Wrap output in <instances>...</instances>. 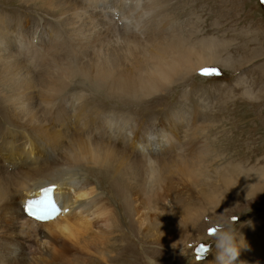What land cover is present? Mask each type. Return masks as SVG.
Returning a JSON list of instances; mask_svg holds the SVG:
<instances>
[{
	"label": "bare ground",
	"instance_id": "6f19581e",
	"mask_svg": "<svg viewBox=\"0 0 264 264\" xmlns=\"http://www.w3.org/2000/svg\"><path fill=\"white\" fill-rule=\"evenodd\" d=\"M20 1L41 10V20L38 28L9 16L0 19V264H107L87 251L124 236L122 206L140 222L142 207L149 210L168 199L171 189L164 186L185 183L183 176L200 183L189 176L188 166L154 168L152 163L172 146L178 163L191 158L200 180L209 151L183 152L185 144L175 141L172 129L183 140L186 128L143 120L131 113L132 106L167 93L191 71L211 70L210 64L219 61L217 45L205 50V42L183 37L184 24L163 13L166 0ZM30 46L38 48L33 55ZM80 81L127 110H107L92 92H69ZM89 170L100 178L92 179ZM50 184L62 213L49 221L27 217L25 202L38 199ZM186 211L185 220L193 210ZM51 234L55 241L49 242L48 258L31 263L26 243L43 235L44 244ZM165 234L168 240L175 235ZM247 245L258 247L257 242ZM253 252L258 256L264 249Z\"/></svg>",
	"mask_w": 264,
	"mask_h": 264
},
{
	"label": "rangeland",
	"instance_id": "374dc122",
	"mask_svg": "<svg viewBox=\"0 0 264 264\" xmlns=\"http://www.w3.org/2000/svg\"><path fill=\"white\" fill-rule=\"evenodd\" d=\"M166 1L163 13L178 18L184 24L183 37H190L193 43L205 42V50L212 44L217 45L214 47L219 61L209 66L216 71L206 75L191 71L187 78L168 87L167 93L142 98L139 106H132L131 113L142 116L143 120L153 118L167 128L172 123L171 128L181 131L186 128L183 140L172 129L174 138L177 137L175 141L185 144L183 152L194 156L201 149L209 150L203 158L200 180L191 158L178 163L172 146L163 158H158L151 165L158 168L160 164L159 167L164 165L173 169L174 164L188 166L191 169L189 176L200 183L183 176L181 182L185 180V183L176 184L177 188L175 185L164 186L166 191L171 189L168 199L149 210L142 207L140 218L135 216L140 222L133 221L122 206L119 220L124 236L116 240L115 237L109 238V234L108 244L99 242V249L92 247L86 251L95 252L92 257L107 264H210V261L217 264L214 238L207 234L211 227L207 221L211 219L230 225L240 252H247L245 257L240 253L235 264H264V253L257 256L253 252L264 249V0ZM40 14L41 10L32 7L31 3L0 0V19L9 16L29 24V27L40 28ZM64 34V31L59 32V35ZM59 40L66 43L67 39L60 37ZM37 49L34 46L29 48L32 55ZM36 59L41 60V57ZM73 90L85 91L90 96L92 92V99L101 100L107 110L128 108L116 106L102 96L101 90L87 87L82 82L73 85L69 92ZM23 152L19 154L34 156ZM12 168L9 166L10 171ZM89 174L92 179L101 176L93 170H89ZM232 175L238 181L232 179ZM242 176L243 183L239 181ZM101 184L107 188L104 181ZM204 196L215 200L209 203ZM188 209L193 212L185 220L182 214ZM164 232L175 235L168 240ZM42 236L39 241L33 239V242L26 243V253L30 257L27 259L31 263H38L50 254L49 242H54L55 236L51 234L50 241L44 239L47 245L41 242ZM247 242L250 245L257 242L258 247L248 248ZM200 243L208 245L210 250L203 260L197 261L194 247L190 245ZM82 258L85 261L87 257ZM73 261L71 258V263Z\"/></svg>",
	"mask_w": 264,
	"mask_h": 264
},
{
	"label": "snow or ice",
	"instance_id": "6c2138e0",
	"mask_svg": "<svg viewBox=\"0 0 264 264\" xmlns=\"http://www.w3.org/2000/svg\"><path fill=\"white\" fill-rule=\"evenodd\" d=\"M216 70H204L203 74H208L209 72H215ZM52 188H44L42 189V194L38 199H30L27 201L26 210L28 214L41 221H47L52 219L55 215L58 214L59 209L57 208L55 202L52 200L51 193ZM235 219V218H233ZM215 229H211L209 234L214 232ZM190 247H194L195 256L197 261L203 260L207 252L210 250L204 243H200L198 245H190Z\"/></svg>",
	"mask_w": 264,
	"mask_h": 264
},
{
	"label": "clouds",
	"instance_id": "9594fccd",
	"mask_svg": "<svg viewBox=\"0 0 264 264\" xmlns=\"http://www.w3.org/2000/svg\"><path fill=\"white\" fill-rule=\"evenodd\" d=\"M207 222L211 225L207 229V234L214 238V247L217 250L215 257L217 264H235L240 255V248L234 230L230 225L222 222H213L211 219ZM211 229H215V231L209 234ZM206 246L208 247V245Z\"/></svg>",
	"mask_w": 264,
	"mask_h": 264
}]
</instances>
